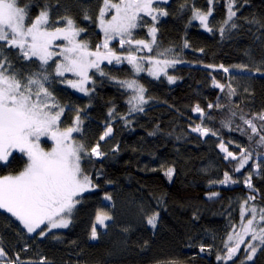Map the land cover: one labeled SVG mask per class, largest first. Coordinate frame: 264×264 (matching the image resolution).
Returning <instances> with one entry per match:
<instances>
[{"label": "trees", "instance_id": "trees-1", "mask_svg": "<svg viewBox=\"0 0 264 264\" xmlns=\"http://www.w3.org/2000/svg\"><path fill=\"white\" fill-rule=\"evenodd\" d=\"M26 2L21 0L22 4ZM45 5L53 19L73 17L85 29L80 38L91 50L103 42L98 21L102 0H33L31 15L34 17ZM160 6L169 14L155 25L157 45L173 49L182 61L171 71L179 81L169 86L162 80L138 77L146 87L148 100L143 112L129 115V93L116 82L132 78L133 70L127 62L101 66L115 80L94 70L95 84H90V90H95L89 95L60 82L76 79L71 74L53 78L50 91L66 106L61 127L71 126L79 110L83 131L74 137L89 150L99 142L106 155L82 160L96 188L82 196L67 229L42 237L38 232L29 233L19 220L0 209V243L11 258L19 257L15 264H38L40 260L45 264H225L217 257L225 255V242L241 223L244 201L255 196L246 205L256 206L258 213L264 208V164L258 170L254 166L257 158L264 160V148L256 143L258 137L249 141L241 131L224 126L231 119L233 129L239 126L250 132L240 116L251 119L264 112V0H236L237 16L233 20L237 27L229 25L223 34L219 29L227 18L228 0H214V5L213 0L211 4L209 0H170ZM193 7L204 12L213 7L209 18L212 32L192 18ZM85 13L91 19H84ZM144 19L151 26L150 17ZM134 36L150 38L147 27L135 29ZM118 45V41L113 44L122 50ZM17 52L5 48L16 69L22 73L39 70L38 61H26ZM221 65L228 69H241L243 65L254 73L253 89L245 91L229 80ZM213 80L225 85L223 92ZM229 84L235 89L231 97L227 95ZM196 105L204 110L203 117L193 111ZM232 112L236 113L234 117ZM121 117H127V121ZM201 121L217 135L193 132L192 127ZM254 122L258 126L261 123L258 119ZM106 125L113 128V134L100 141ZM221 141L235 155L241 148L253 151L250 165L235 172L237 161L224 158ZM45 144L52 145L48 141ZM25 164L26 157L14 153L8 165L0 164V176L16 175ZM168 168L174 169L171 179L165 175ZM225 173L236 183H220ZM249 173L255 191L244 183ZM106 195L112 202L105 200ZM100 211L113 219L99 238L92 240L91 230ZM155 212L159 217L153 229L147 224V216ZM260 264H264V253Z\"/></svg>", "mask_w": 264, "mask_h": 264}, {"label": "snow or ice", "instance_id": "snow-or-ice-1", "mask_svg": "<svg viewBox=\"0 0 264 264\" xmlns=\"http://www.w3.org/2000/svg\"><path fill=\"white\" fill-rule=\"evenodd\" d=\"M161 3L167 4L168 0H102L98 21L104 38L101 44L96 45L95 50H91L86 40L78 39L85 29L79 27L70 15L53 19L48 6L45 5L33 17L31 15L33 0L23 4L21 0H0V42H4L0 44V164L8 165L13 153L23 154L26 157V164L18 174L0 176V209L19 220L29 233H37V229H41L37 235L43 237L53 229L67 228L72 223L73 209L81 203L78 197L96 188L92 178L82 168L81 162L92 156L99 159L106 155L101 151L99 142L89 150L84 143L73 136V133L83 131V120L79 110L71 126L61 127V117L66 111V106L61 105L50 91L55 82L53 78H64L66 73H71L77 77L76 80L64 79L60 82L67 83L68 86L89 95L95 90L94 87L91 90L86 87L89 82L95 84L93 78L89 76L91 69H95L96 73L102 77L115 80L116 78L107 73L101 64L104 61L108 64H112L113 61L117 64L127 62L132 66V78L116 80V82L130 93L127 101L129 115L143 112V105L148 102L145 97L146 89L135 77L146 70L144 65L149 66L148 75L155 79L164 75L169 83H175V77L168 75L167 69L182 62L176 57L173 49H163L157 45L158 30L155 25L160 17L169 14L160 6ZM211 3L212 0H209V4ZM235 3L236 0H228L227 18L223 22L224 27L219 29L221 34L229 25L231 28L237 27L233 20L237 16V11H234ZM190 11L193 12L194 20H198L207 31H213L209 26V17L212 16L211 8L204 12L193 7ZM109 12L113 14L105 19ZM144 17H150L151 26ZM84 19H91V17L85 13ZM248 22L258 23V21ZM141 27H147L150 41L134 39V30ZM112 40H118L120 48L128 45L126 54L118 55L110 48L109 43ZM57 41L63 43H57ZM187 46L185 43V47ZM5 48L17 49V56L26 61H38L39 70L22 73L15 68L8 54L5 53ZM141 52L145 55H139ZM56 57L60 59L50 65V61ZM220 67L224 72L229 71L223 65ZM239 67L244 68L243 65ZM213 85L224 91L225 85L215 80ZM227 88L229 97L235 94V89L230 84ZM208 107L212 108L213 105L210 104ZM216 107L219 108L220 105ZM193 111L199 113L201 117L205 115L199 105H196ZM112 115L113 112L110 111L109 116ZM235 115V112L231 113L232 117ZM121 118L127 121V117ZM240 119L247 125L250 132L240 129L239 126L233 129L231 119L225 121L224 126L230 131H241V134L246 135L249 141L258 137L256 143L264 148V112L251 119L241 115ZM257 119L261 121L259 126L254 122ZM202 125L203 121L191 130L201 136H207L209 133L212 136L217 135V132ZM112 133L113 128L110 125L106 126L99 140H105ZM42 138L52 141L50 150H45L41 146ZM219 147L226 154L225 159L231 158L237 161L235 172H240L250 160H253V151L248 149L241 148L237 157L222 141ZM237 147L240 146L237 145ZM262 164L264 160L257 158L254 166L258 170ZM173 173L174 169L168 168L165 175L171 179ZM230 181L236 183L225 173L220 183L227 184ZM244 183L249 189L255 191L251 183V173L247 175ZM105 200L110 201L111 196L106 195ZM250 200H255V196H248L244 204L246 205ZM248 212L251 215L245 224L244 218ZM158 217V212L147 216V224L155 229ZM112 219L111 215L100 211L97 213L96 223L106 227L105 221ZM42 225L47 227L42 228ZM257 228L259 231L256 230ZM233 233L235 235H229L225 242L226 254L218 256L217 259L223 260L225 264L233 260L241 245L244 244L245 237L251 236V241L245 245L246 259L251 261L257 249L264 247V208H260L258 213L256 206L246 210L242 205L241 230L236 233L233 228ZM90 238L92 240L99 238L95 225L92 227ZM255 241L259 243L254 244ZM200 250L204 251V248L201 247ZM5 255L3 248L0 247V258ZM38 264H45V261L40 260ZM240 264L244 262L241 261Z\"/></svg>", "mask_w": 264, "mask_h": 264}, {"label": "rangeland", "instance_id": "rangeland-1", "mask_svg": "<svg viewBox=\"0 0 264 264\" xmlns=\"http://www.w3.org/2000/svg\"><path fill=\"white\" fill-rule=\"evenodd\" d=\"M169 1H170V0H168V2H169ZM213 5H214V0H213ZM154 6H155V5H154ZM212 11H213V7H212ZM112 14H113L112 12H109V13L106 15L105 19L110 18ZM209 18H210V17H209ZM202 26H203V25H202ZM203 28H204V27H203ZM204 29H205V28H204ZM205 30H206V29H205ZM134 31H135V30H134ZM102 33H103V32H102ZM80 36H81V35H80ZM78 39L81 40L80 37H79ZM134 39H135V36H134ZM150 40H151V37H150L147 41H150ZM156 40H157V33H156ZM81 41H82V40H81ZM117 41H118V40H112V41H110V43H109V47L112 48L114 51H116L118 55H119V54H126V49L128 48V45H125L124 48H121L122 50L115 49L114 46H113V44H114L115 42H117ZM57 43H63V42H62V41H57ZM157 43H158V41H157ZM118 47L120 48L119 45H118ZM154 48H155V46H154ZM102 51H103V49H102ZM139 55H145V53H144V52H141V53H139ZM147 55H152V53H147ZM56 58L60 59V57H56ZM113 63H116V62L113 61ZM113 63H112V64H113ZM104 64H108L107 61H104V62L101 64V66L104 65ZM177 65H179V63L176 64L175 66H177ZM130 66H131V65H130ZM175 66H174V67H175ZM144 67H145L146 70L143 71V72H141V73H139V74L136 76V79H137V80H138V77H140V76H146V77H148V78H150V79H152V80H162L164 83H166V84L169 85V86L175 85V84H177L178 81H179V78H178L177 76L171 74V71L173 70L174 67H169V68L167 69V72H168V75H171V76L175 77V83H169L167 77L164 76V75H161L159 79H155L154 77L148 75L147 68H148L149 66H148L147 64H145ZM131 68H132V66H131ZM94 70H95V69H91V70L89 71V76H90V77H92V73H93ZM226 73H227V76H228V79H229V80H232V81L236 82V83H237L241 88H243L245 91H249V92H250V91L253 89L254 81H255V74H254V73L249 72V71H247V70H245V69H235V68L229 69V71L226 72ZM66 74H71V73H66ZM71 75H72V74H71ZM73 76H74V75H73ZM74 77H75V76H74ZM75 78L77 79V77H75ZM76 79H74V80H76ZM138 82H139L140 84H142V85L144 86V88L146 89V87H145V85H144L143 83H141L139 80H138ZM90 84H91V82H89V83L86 85V87H88L89 89H90ZM73 89L76 90L78 93H80V94H82V95H85L83 92H80V91H78V90L75 89V88H73ZM128 93H129V92H128ZM129 95H130V93H129ZM145 97H146V92H145ZM198 117L200 118L201 116L199 115ZM106 126H107V125H106ZM112 134H113V133H112ZM73 136H75V133H73ZM45 141H48V142L51 143V144H52V141H51V140H48L47 138H42V141H41V146L44 147L45 150H50L51 147H47L46 144H45ZM51 146H52V145H51ZM13 154H14V153H13ZM237 157H239V155H237ZM11 158H12V157H10L9 160H10ZM251 162H252V160H250L249 163H248L247 165H245L244 168H246L248 165H250ZM82 164H83V163L81 162V166H82ZM82 168H83V166H82ZM244 168H243V169H244ZM243 169H242V170H243ZM4 176H6V175H4ZM88 192H90V191H88ZM86 193H87V192H84V193L82 194V196H83L84 194H86ZM82 196H81V197H78V199L81 200V199H82ZM110 202H112V201L110 200ZM79 205H80V203L76 205L75 209H73L72 217H73V214H74L76 208H77ZM244 208L247 210L249 207H248L247 205H245ZM250 215H251V213L248 212L247 215L245 216V218H244V222H245V224H246V222H247V219L250 217ZM72 217H71V219H72ZM110 222H111V220L105 221V224L108 225ZM70 225H71V224H69V226H70ZM69 226H68V227H69ZM95 226H96V229H97L98 237H99V235H100V232H101V231H104V230L106 229V227H107V226H106V227H102L101 225L97 224L96 222H95ZM41 227H42V228H46L47 226H46V225H42ZM68 227H67V228H68ZM67 228H58V229H53L52 231H56V230H64V229H67ZM40 230H41V229H37V232H40ZM235 230H236V233H239V232H240V230H241V223H240L237 227H235ZM256 230L259 231L258 228H257ZM52 231H51V232H52ZM33 234H34V233H33ZM230 235H235V234L233 233V230H232V232L230 233ZM250 241H251V236H246V237H245V242H244V244L241 245L239 252H238V253L236 254V256L233 258V260L227 261V264H231V263L234 262L235 260H241V261L244 262V264H260V262H261V257H262V255H263V253H264V247H262V248H258V249H257L256 255H255V257H254L251 261H248V260L246 259V255H247V254L245 253V245H246L248 242H250ZM253 243H254V244H258L259 241H255V242H253ZM0 247H2L3 250H4V252L6 253V255H5L3 258H0V264H10V262H15V261L17 260V259H13V258H11V257L8 255L7 251L5 250L4 246H3L1 243H0ZM226 251H227V250H226ZM225 254H226V253H225ZM224 263H225V262H224Z\"/></svg>", "mask_w": 264, "mask_h": 264}, {"label": "built area", "instance_id": "built-area-1", "mask_svg": "<svg viewBox=\"0 0 264 264\" xmlns=\"http://www.w3.org/2000/svg\"><path fill=\"white\" fill-rule=\"evenodd\" d=\"M16 264H18V262Z\"/></svg>", "mask_w": 264, "mask_h": 264}]
</instances>
